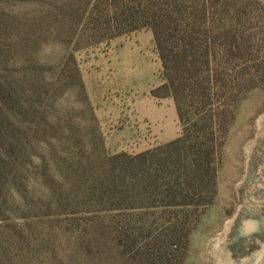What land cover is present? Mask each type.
Here are the masks:
<instances>
[{
    "label": "trees",
    "instance_id": "16d2710c",
    "mask_svg": "<svg viewBox=\"0 0 264 264\" xmlns=\"http://www.w3.org/2000/svg\"><path fill=\"white\" fill-rule=\"evenodd\" d=\"M259 3L0 0V218L9 209L28 218L48 207L36 202V176L50 187L51 215L92 212L110 219L128 213L137 221L135 230L146 223L150 234L161 229L145 243L148 259L184 264L191 235L218 196L222 155L239 105L264 88L262 67L242 31L250 6ZM29 5L34 7L24 13ZM142 29L153 32L162 64V82L151 95L174 100L181 135L137 154L102 149L84 156L73 125L60 117L48 126L56 137L49 174L44 154L41 165L35 163L42 134L39 97H62L72 75L82 86L77 51ZM49 40L61 47L54 61L58 74L40 55ZM48 71L54 73L49 83ZM10 197L15 201L5 207ZM158 213L164 222L157 227L139 217ZM131 230L127 222L120 232Z\"/></svg>",
    "mask_w": 264,
    "mask_h": 264
},
{
    "label": "rangeland",
    "instance_id": "374dc122",
    "mask_svg": "<svg viewBox=\"0 0 264 264\" xmlns=\"http://www.w3.org/2000/svg\"><path fill=\"white\" fill-rule=\"evenodd\" d=\"M3 6L8 9L7 4ZM33 7L25 6L23 12ZM249 12L242 31L260 62L264 84V0L251 5ZM60 51L61 47L49 40L40 52L43 62L57 74L61 69L54 61ZM76 59L82 86L72 75L74 83L62 97L44 93L38 99L42 134L35 163L41 165L39 154H44L49 174L54 168L51 148L56 137L48 126H54L60 117L73 125L84 156L102 149L137 154L181 135L174 100L151 95L150 89L162 82V64L150 29L85 47L76 52ZM111 64L117 66L121 84L128 88L114 94L118 95L115 98L110 94L114 103L100 79ZM51 74L54 78V73L46 72L48 83L53 79ZM139 112H148L149 120H141ZM35 178L34 185L40 190L36 202L43 206L48 202V207L28 218L13 209L1 215L0 264H165L166 258L161 263L148 259L145 248L161 229L150 234V224L146 223L144 229L135 230L137 221L128 213L114 214L110 219L92 212L57 218L51 215L50 187ZM218 190L214 205L191 235L184 264H264L263 87L249 92L239 105L222 155ZM14 201L10 197L4 206L11 208ZM139 217L155 220L156 227L164 222L160 213ZM127 222L132 226L130 235L120 232ZM174 250H179V255L183 252L180 245ZM172 262L177 264L176 259Z\"/></svg>",
    "mask_w": 264,
    "mask_h": 264
},
{
    "label": "crops",
    "instance_id": "0c3cea01",
    "mask_svg": "<svg viewBox=\"0 0 264 264\" xmlns=\"http://www.w3.org/2000/svg\"><path fill=\"white\" fill-rule=\"evenodd\" d=\"M100 79L101 80L103 79L105 81L106 85H102V86L105 87L104 90L106 89L107 96L109 95V99L111 100L112 103H114V101H115L113 99V97L115 98L118 96V95L114 96V94H116L118 91L121 93L122 91H125L128 89L124 85L122 86V84H121L122 79L119 78L118 69H117L116 65H113V64L107 65L106 70L100 74ZM150 91H152V88L150 89ZM110 94H112L113 97ZM149 99L153 100L152 96H149ZM131 102H133V101H131ZM148 102L151 105V101H148ZM174 105H175V103H174ZM143 107L144 106L142 105L141 107H139V109L141 110V108H143ZM139 113L142 117L141 120H149L148 119V115H149L148 112L147 113L146 112H142V113L139 112ZM178 120H179V118H178ZM179 131H180V128H179ZM177 135H179V133Z\"/></svg>",
    "mask_w": 264,
    "mask_h": 264
}]
</instances>
